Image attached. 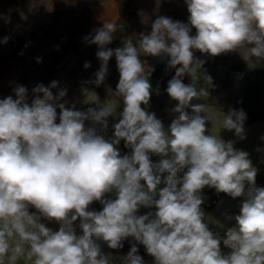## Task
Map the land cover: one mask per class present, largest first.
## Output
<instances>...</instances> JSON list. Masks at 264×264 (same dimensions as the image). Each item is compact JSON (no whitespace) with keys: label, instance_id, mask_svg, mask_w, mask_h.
<instances>
[{"label":"clouds","instance_id":"1","mask_svg":"<svg viewBox=\"0 0 264 264\" xmlns=\"http://www.w3.org/2000/svg\"><path fill=\"white\" fill-rule=\"evenodd\" d=\"M184 2L187 24L158 16L150 33L128 36L122 47H107L120 28L112 20L84 37L97 46L100 61L91 82L96 86L104 82L112 57L119 72L115 91H108L122 99L123 109L110 140L95 125L107 129L116 99L100 105L95 96L91 102L98 107L81 112L60 102L66 89L53 95L58 84L53 81L33 88L31 102L24 86L14 89L15 99L0 100V264L5 258L15 264L25 249L32 264H110L97 241L116 250L129 237L145 250L131 246L124 264H144L142 258L150 256L155 264H264V188L255 186L257 169L247 152L234 148V141L205 134L208 122L219 123L243 140L244 122L264 118L260 96L264 86L255 88L260 89L255 95L239 78L233 92H220L231 104L226 115L219 112L222 120L206 115L209 105L222 110L223 102L217 93L209 96L213 81L202 75L204 61L194 58L193 51L211 57L238 52L248 64L253 60L264 64V0ZM140 15L141 23H147L149 18ZM142 55L167 57L168 67L175 69L166 92L176 101L171 111L177 115L167 130L146 110L153 69ZM185 75L191 83H183ZM201 79L203 84L197 87ZM236 85L245 94L242 99L235 95ZM244 110L251 114L247 121ZM85 121L93 127L86 128ZM121 141L130 155L121 156L117 148ZM152 155L161 159L153 163ZM162 183L164 187L158 188ZM205 187L234 199L243 197L239 214L228 217L235 224L222 240L231 250L228 255L222 254L220 237L205 223L200 194ZM113 192L115 199H104ZM94 201L103 205L101 211L88 210ZM29 206L39 215L31 214ZM141 207L155 212L137 215ZM41 217L57 222L59 229L46 227ZM77 220L80 235L74 227Z\"/></svg>","mask_w":264,"mask_h":264},{"label":"rangeland","instance_id":"2","mask_svg":"<svg viewBox=\"0 0 264 264\" xmlns=\"http://www.w3.org/2000/svg\"><path fill=\"white\" fill-rule=\"evenodd\" d=\"M74 1L83 2L81 7H78L72 13L71 16L73 21H61L64 15H68L67 11L73 8L70 6ZM105 1L107 2L109 0H94L92 3H90V0H64L62 4L58 5L49 0H0V10L7 16V19L3 21L0 40H3L5 37L9 38L7 43H0V100L8 96H13L15 99L14 89L17 86H24L28 91V100L31 102L33 98V88L38 84L48 86L53 81L58 82L57 88L52 89L53 95L60 89H66V95L60 102L65 103L66 107H72L75 110L97 108L98 104L91 102L95 100L96 97L100 105L116 99L118 103L114 115L108 117L107 129L101 130L99 125H95L98 133L104 135L105 139L110 140V127L112 124L118 123L120 118L119 114L123 109L122 99L114 98L109 95L108 91L109 89H111L112 92L115 91L119 80V72L115 57H112L108 62V70L104 82L100 86H96L92 83L91 81L95 80V73L100 68V61L96 58L98 49L96 45L88 44L84 40V37L93 35L94 30L102 26L91 25L94 17L91 10L93 11L96 5H100ZM122 1L127 3L130 2V7H123ZM122 1L120 2V7L117 8L116 17L112 19V21L120 25V28L114 34L112 43L107 45L108 48L115 49L117 47H122V41L128 36H133L134 34L138 36L142 32L145 34L150 33L151 22L158 16H166L165 12L168 13L166 17L171 18L173 21H179L184 24L188 23L189 13L184 0H162V2L167 1L173 4V7H145V5L150 6L159 1L161 2V0ZM49 2L52 6L51 10H49L48 7H43V4L48 5ZM88 3L90 5H87ZM76 4L74 7H76ZM141 13L149 18L147 23H141ZM132 19H137L138 24L135 26L132 25ZM58 21H61L66 26L64 33L67 35H69V31L74 24L78 29L76 32V37L78 36L77 44L68 48L67 55L63 57L64 61L62 60V62L61 60L56 62L51 59L53 50L51 47L52 39L57 36L61 30L54 34H49V30L47 29V46L44 50H42L41 43L37 41L25 44L27 31L36 30L38 26L45 28L44 25L46 24L49 27V25ZM190 34L194 36L195 29H192ZM193 51L194 58L204 61L201 68L202 75L210 76L213 81V86L209 88V96H215L217 93L216 96L223 102L220 105L222 110L215 108L213 105H209V109L211 110L205 113L206 115L215 117L217 120H222V117L219 116V112L226 115L227 109L231 108V104L224 101L223 95L220 94V92L224 91V94L231 93L235 90V84L241 83L238 82L237 79L242 78V75L236 73L233 69L234 67L241 66L245 71V76L250 77L251 81L259 80L264 83V72L263 68L260 66V63L263 61L257 62L253 60L252 64H248L241 58L238 52L211 57L208 54H201L196 50ZM60 54L62 56V52ZM141 60L144 61L148 67L153 69L149 78L152 85V94L149 105L146 106V110L150 113H154L156 118L162 121L167 130L171 121L177 115L171 111V109L176 106V101L171 100L166 92L168 81L175 75V69L168 67L167 57L142 55ZM158 62L165 63L164 69L160 67L156 71L155 65ZM86 63L90 65L87 68L84 67ZM260 73L263 75L262 78H260ZM156 83L157 85L155 87ZM183 83H191L190 77L185 75L183 77ZM202 84L203 80L201 79L197 87H200ZM237 88L238 93H235V95H237L239 99H242L245 94L240 86H237ZM157 89L159 94H157ZM244 91L250 93L246 88ZM262 94L264 95V92ZM248 98H250V96H248ZM207 100L195 101L205 103ZM192 103L195 102L192 101ZM245 105L249 106L250 104L248 103ZM142 107L145 106L142 105ZM252 112L257 114L255 108L252 109ZM57 116H59V110H57ZM253 119L256 120H249L243 124L245 136L243 140L236 137L234 131L221 129L222 125L219 123L212 126V123L208 122L206 127L209 131L205 134H210V132L218 134L225 142L234 141V148L236 150L247 152L252 166L257 169L255 186L264 188V118L257 116ZM56 122L59 123L58 118ZM85 127H93V125L91 122L85 121ZM117 148L121 156L130 155L131 150L129 148L125 146L122 148V141L117 145ZM150 158L153 163H157L161 159L156 155H152ZM163 187V183L158 186V188ZM200 194L203 198L201 209L205 214V223L208 224L210 231L220 237L222 254L228 255L231 250L223 245L222 240L225 237L227 229L233 227L235 224V221L228 217H234L239 214L243 197L234 199L224 193H217L214 188L209 187H205ZM104 199H115V193L106 194ZM102 207L103 205L100 202L94 201L89 205L88 210L99 212L102 210ZM28 210L31 214L39 215L37 210L31 206H29ZM140 210L144 215L148 212H155L154 208L141 207ZM40 222L44 223L46 227L53 231L59 229V224L55 221H49L41 217ZM74 227L77 235L82 234L79 228V220L74 223ZM125 241H127V245L125 246L122 243L123 246L116 250L109 249L103 241H97V243L100 245L102 253L109 257L110 264H112L117 258L126 257L133 245L144 250L143 245L138 244L131 237L122 242ZM26 252L27 249H25V255L18 257L15 264H32V261L27 259ZM142 259L144 264H155L154 258L151 256L150 258ZM5 264H9L7 258H5ZM121 264H124V259Z\"/></svg>","mask_w":264,"mask_h":264},{"label":"bare ground","instance_id":"3","mask_svg":"<svg viewBox=\"0 0 264 264\" xmlns=\"http://www.w3.org/2000/svg\"><path fill=\"white\" fill-rule=\"evenodd\" d=\"M49 1L54 2L55 4H58V5H60L64 2V0H49ZM121 1L122 0H109L107 2L105 1L104 3H102L100 5H96L95 6L96 8L93 9V11H92V14L94 17H93V21H92L91 25L92 26L93 25H103L104 22H106L108 20H112L114 17H116L117 8L120 7ZM77 2H79V3H77ZM82 2L83 1L72 2L70 7H73V8H70L67 11L68 15L67 14L64 15L61 21H63V22L73 21V18L71 15L78 7H81ZM75 4H76V7H74ZM122 5H123V7H130L131 4L122 1ZM43 7H48V5L43 4ZM142 7H144V6H142ZM44 15H45V13H44ZM6 19H7L6 14L0 10V32L3 29V21H5ZM61 21L55 22L52 25H49V27L46 24V25H44L45 28L38 26L36 30L27 31L25 44H29L30 42L37 41V42L41 43L42 50H44L47 46V43H46L47 29L49 30V34H54V33L58 32L59 30H61L60 33L52 39L51 47L53 48V50L51 53V58H54L56 56V54H58L59 56L57 57L56 62L60 61V60L62 62L63 57H65L67 55V53H65V54L62 53V56L60 53L64 49L70 48L72 45L77 44L78 36L76 37V32L78 29L76 28V26L74 24L73 27L69 31V35H67L64 33L66 30V26ZM136 21H137V19H132L131 24L133 25ZM101 27L102 26H100V28ZM243 80L244 79H242V81ZM253 89L255 90V87H253ZM260 96L263 97L262 100H264V95L260 94ZM241 106H243V105H241ZM262 106H264V104ZM243 112L246 115L245 121H247L249 118H251L250 112L245 111V110Z\"/></svg>","mask_w":264,"mask_h":264},{"label":"trees","instance_id":"4","mask_svg":"<svg viewBox=\"0 0 264 264\" xmlns=\"http://www.w3.org/2000/svg\"><path fill=\"white\" fill-rule=\"evenodd\" d=\"M165 63L164 62H158L156 65H155V68H156V71L161 67H164ZM261 67L263 68V72H264V65L262 64ZM235 72L239 73L242 75V78L244 79L243 81L245 83H247V85L249 86V88L253 91V93L256 95L257 94V91L256 90H260V89H253V87L255 88H262L264 86V83L260 82L259 80H255V81H251L249 77L245 76V74L243 73L242 69L241 68H238V67H234L233 68ZM264 74V73H263ZM155 77V76H153ZM156 79V78H155ZM157 83L155 84V87H156ZM262 90V89H261ZM254 97V96H253ZM257 98V97H254V99ZM75 110V109H74ZM79 111L81 112H86L87 109H79ZM90 122V121H89ZM115 124V123H114ZM110 127V130H111V135H110V139L113 137V125ZM125 146V143L124 141H122V148H124ZM137 215H144L142 213V211L139 209L138 211V214ZM123 244L127 245V241L125 242H122ZM145 250V248H144ZM125 257H122V258H117L114 262H112V264H121L123 262V259Z\"/></svg>","mask_w":264,"mask_h":264},{"label":"flooded vegetation","instance_id":"5","mask_svg":"<svg viewBox=\"0 0 264 264\" xmlns=\"http://www.w3.org/2000/svg\"><path fill=\"white\" fill-rule=\"evenodd\" d=\"M94 0H90V3H92ZM97 1V0H96ZM125 2V1H124ZM130 3V2H129ZM87 5H90L89 3L87 4ZM174 5L173 4H171V3H169V2H162V0H161V2L159 1L158 3H155V4H152V5H150V6H146L145 5V7H173ZM91 13H92V10H91ZM166 13V16H167V12H165ZM138 24V21H136L133 25L135 26V25H137ZM79 25V24H78Z\"/></svg>","mask_w":264,"mask_h":264},{"label":"water","instance_id":"6","mask_svg":"<svg viewBox=\"0 0 264 264\" xmlns=\"http://www.w3.org/2000/svg\"><path fill=\"white\" fill-rule=\"evenodd\" d=\"M76 16H77V15H76ZM75 18H76V17H75ZM63 49H64V48H63ZM67 51H68V48L64 49V50L62 51V53L65 54V53H67ZM58 56H59V55L56 54V56H55L54 58H51V59H52L53 61H56ZM261 103H263V102H261ZM246 189H247V185H246Z\"/></svg>","mask_w":264,"mask_h":264}]
</instances>
